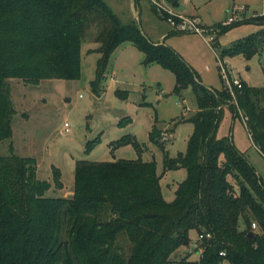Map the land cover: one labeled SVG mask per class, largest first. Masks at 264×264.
I'll use <instances>...</instances> for the list:
<instances>
[{
    "label": "trees",
    "instance_id": "obj_1",
    "mask_svg": "<svg viewBox=\"0 0 264 264\" xmlns=\"http://www.w3.org/2000/svg\"><path fill=\"white\" fill-rule=\"evenodd\" d=\"M251 20L264 24V16ZM89 31L100 56L92 90L124 43L142 53L143 65L170 70L177 93L194 87L197 109L188 119L193 130L186 152L174 159L164 155V169L182 167L186 177L168 202L154 162L80 160L72 194L48 197L52 185L38 179L36 159L11 148L10 155H0V264H264V185L232 141L217 137L228 109L242 119L264 158V87L240 81L229 92L200 85L177 53L153 44L135 25H122L102 0H0V143L13 137L17 114L9 81L36 86L79 79L80 48ZM261 45L264 28L220 57L250 59ZM160 135L153 128L149 140L163 148ZM53 181L63 188L60 170ZM190 230L203 234L198 258L171 262L188 246Z\"/></svg>",
    "mask_w": 264,
    "mask_h": 264
},
{
    "label": "rangeland",
    "instance_id": "obj_2",
    "mask_svg": "<svg viewBox=\"0 0 264 264\" xmlns=\"http://www.w3.org/2000/svg\"><path fill=\"white\" fill-rule=\"evenodd\" d=\"M102 1L122 25H135L152 41L172 32L147 0H133V4L131 0ZM207 1L205 10L221 11L219 15L223 18L230 16L233 5L241 7L244 9L241 16L247 20L228 28L219 27L213 48L194 33L168 38L165 46L183 59L196 82L206 88L220 91L224 87L222 68L247 86L264 87V45L250 59L240 54L220 57L222 51L264 28V24L251 20L252 13L264 11L262 0ZM92 35L90 31L87 33L80 48L79 79L45 80L36 86L18 79L9 81L17 114L12 119L13 137L0 143V155H10L12 148L21 157L35 158L38 179L52 185L46 193L48 197L71 195L68 192L73 190L76 161L154 162L161 194L170 202L186 171L182 167L164 169V155L174 159L186 152L193 130L188 119L197 109L194 87L188 85L177 93L175 76L170 70L156 64L143 65L142 53L132 44L124 43L112 53L105 76L92 90L100 57L94 52L98 44L93 43ZM153 128L160 131L163 148L149 140ZM217 137L229 139L235 146L239 143L264 185V159L251 142L242 119L232 117L226 109ZM54 170L61 172L62 189L55 186ZM197 235L190 230L188 246L175 251L170 261L185 256L196 260L198 254L192 246ZM122 244L128 255L130 246Z\"/></svg>",
    "mask_w": 264,
    "mask_h": 264
},
{
    "label": "built area",
    "instance_id": "obj_3",
    "mask_svg": "<svg viewBox=\"0 0 264 264\" xmlns=\"http://www.w3.org/2000/svg\"><path fill=\"white\" fill-rule=\"evenodd\" d=\"M151 7L154 9L157 16H159L172 30L174 33L184 34V33H194L198 34L203 38L204 42L213 48L216 42L217 33L220 29L219 27L229 26L234 23H239L244 20H247V17L241 16L244 13V9L241 7L234 6L230 12V16L227 19L220 23V26H204L200 19L197 17H187L180 14H177L172 8V0H147ZM264 16V12L260 15ZM252 18L258 17L256 15L251 16ZM221 77L224 81V88L231 92L232 86L237 88L241 87V82L236 77H230V73L226 68L221 69ZM68 125L64 123L65 132H68ZM251 227L254 229L256 227L255 223L251 224ZM210 235L206 234V238H209ZM203 239V234L197 235V241L193 244L192 248L195 250H200L199 245ZM224 256V253H221Z\"/></svg>",
    "mask_w": 264,
    "mask_h": 264
},
{
    "label": "crops",
    "instance_id": "obj_4",
    "mask_svg": "<svg viewBox=\"0 0 264 264\" xmlns=\"http://www.w3.org/2000/svg\"><path fill=\"white\" fill-rule=\"evenodd\" d=\"M132 4H133V0ZM208 1L207 0H182L181 2H179V0H174V4H172L173 6L177 7L176 9H174V11L177 14L183 15V16H187V17H197L200 19L201 23L206 26V27H210V26H216L222 22H224L227 18L226 16L223 18V15H219L220 12H214L213 10L207 11L205 10L204 7H206V3ZM262 4H264V0H262ZM235 5L232 6V8ZM224 12V11H223ZM264 11L260 12L259 14H255L252 13L251 16L256 15V16H260ZM252 18V17H251ZM162 20V19H161ZM139 30L141 31V33L153 44H163L165 45V40L166 39H170L173 38L174 36H180L181 34L178 33H174V32H169L166 35H160V37H157L158 39H156V41H152L145 32H143L140 28ZM131 45V44H130ZM167 46V45H166ZM98 48V47H96ZM95 48V49H96ZM206 87V86H204ZM226 110V109H225ZM196 111V110H195ZM225 114V111H224ZM232 115V114H231ZM224 116V115H223ZM233 117V115H232ZM221 124V123H220ZM220 126V125H219ZM242 154H244L241 151V147L239 145V143H237V145L235 146ZM255 147V146H254ZM256 148V147H255ZM257 149V148H256ZM258 151V149H257ZM259 152V151H258ZM260 154V153H259ZM260 156L262 157V155L260 154ZM263 158V157H262ZM264 159V158H263ZM68 194H72V190L68 192Z\"/></svg>",
    "mask_w": 264,
    "mask_h": 264
},
{
    "label": "water",
    "instance_id": "obj_5",
    "mask_svg": "<svg viewBox=\"0 0 264 264\" xmlns=\"http://www.w3.org/2000/svg\"><path fill=\"white\" fill-rule=\"evenodd\" d=\"M172 4H174V0H172ZM254 238H255V233H254L253 231H249V232L247 233V239H248L249 241H252V240H254Z\"/></svg>",
    "mask_w": 264,
    "mask_h": 264
}]
</instances>
